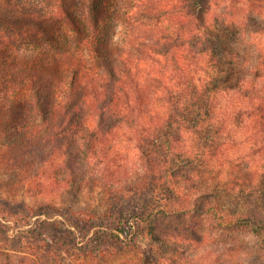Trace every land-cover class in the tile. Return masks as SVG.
Instances as JSON below:
<instances>
[{"label": "trees", "instance_id": "obj_1", "mask_svg": "<svg viewBox=\"0 0 264 264\" xmlns=\"http://www.w3.org/2000/svg\"><path fill=\"white\" fill-rule=\"evenodd\" d=\"M124 138L142 173L102 212L0 197V264H105L125 247V264H181L180 230L156 223L173 215L192 217L197 243L216 220L264 248V0H0L13 165L45 190L82 189L95 159L119 184L106 171Z\"/></svg>", "mask_w": 264, "mask_h": 264}, {"label": "rangeland", "instance_id": "obj_2", "mask_svg": "<svg viewBox=\"0 0 264 264\" xmlns=\"http://www.w3.org/2000/svg\"><path fill=\"white\" fill-rule=\"evenodd\" d=\"M121 155L115 156L111 152L112 159L109 162L110 169L114 173H121L123 182L119 184L108 183L105 187L98 175L104 171L101 164H96L95 159L89 169V174L93 180H86L82 189H72L68 186L56 185L52 189L37 186L27 179V174L13 165L12 157H20L21 148L9 147L0 142V197L5 201L14 202L10 210L19 212L24 210V205L32 207H41L45 204H51L53 207L65 209L68 206L75 208H89L96 212H102L109 204H112L116 197H120L121 192L117 187L125 182L136 183L141 176V168L138 158V150L134 147L128 138H124L120 144ZM248 149L243 150V153ZM249 158V157H248ZM120 164H124L125 169H119ZM100 172V173H99ZM141 172V173H140ZM107 180H112L107 178ZM95 180V182H94ZM192 185V183H190ZM195 185V183L193 184ZM123 187V186H121ZM234 194V193H233ZM224 195V200L231 207L235 206V195ZM222 195V193H221ZM241 194L237 195L240 197ZM226 196V198H225ZM229 196V197H227ZM232 196V197H230ZM244 197V196H243ZM252 198V197H250ZM0 203H2L0 201ZM7 204V203H6ZM248 204V203H243ZM251 207H255L256 205ZM9 205L7 204V208ZM191 216L173 215L168 218H160L156 223L164 229L166 233L176 234L180 230L178 244L176 247L181 251V264H264V248L258 236L247 230H233L231 225L220 224L219 221L211 220L207 223L206 232L208 235L201 243L193 239L190 225ZM14 225L15 220L10 221ZM110 242V240H109ZM20 244L17 238L11 241V246ZM113 244V243H109ZM135 251L131 247L119 248L109 258L105 264H125L127 260L135 257Z\"/></svg>", "mask_w": 264, "mask_h": 264}]
</instances>
